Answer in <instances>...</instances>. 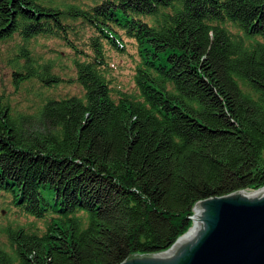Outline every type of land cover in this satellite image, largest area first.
I'll return each mask as SVG.
<instances>
[{"label":"trees","instance_id":"obj_1","mask_svg":"<svg viewBox=\"0 0 264 264\" xmlns=\"http://www.w3.org/2000/svg\"><path fill=\"white\" fill-rule=\"evenodd\" d=\"M48 1L0 0V41L64 38L76 19L100 35L89 59L73 61L82 97L33 114L0 104V196L37 218L58 215L41 234L2 228L0 264L160 253L189 229L197 202L264 187V0ZM108 25L137 38L133 92L106 76ZM20 52L16 85L62 81Z\"/></svg>","mask_w":264,"mask_h":264},{"label":"rangeland","instance_id":"obj_2","mask_svg":"<svg viewBox=\"0 0 264 264\" xmlns=\"http://www.w3.org/2000/svg\"><path fill=\"white\" fill-rule=\"evenodd\" d=\"M50 2L48 0H42ZM60 2L61 0H52ZM101 0H98L100 2ZM84 5L91 4L89 1L82 2ZM79 30L74 36L66 34L64 38L37 37L29 42L24 41L17 33L8 39L0 41V104H6L10 110L16 114H33L48 99H59L70 96L82 97L83 91L75 82V70L73 59L78 57V53L67 45V40L73 41L78 47L81 44L89 43L88 38L93 36V31L86 23L75 25ZM21 48L28 52L29 56L39 64H48L52 67V72L62 78L59 84L46 88L39 79L29 78L18 85L14 82V72H22V60L15 63L16 57L22 56ZM111 56L112 73L115 74V82L112 84L114 90L133 92L132 81L133 64L126 59H120L115 55ZM1 195V193H0ZM0 230L7 225H17L22 228L29 227L38 234L45 231L49 216L43 219L25 216L21 208L9 207L8 203H2L0 199ZM0 241L4 244V249L9 250L8 241L3 233H0Z\"/></svg>","mask_w":264,"mask_h":264},{"label":"water","instance_id":"obj_3","mask_svg":"<svg viewBox=\"0 0 264 264\" xmlns=\"http://www.w3.org/2000/svg\"><path fill=\"white\" fill-rule=\"evenodd\" d=\"M257 190L197 202L188 234L165 251L120 264H264V187Z\"/></svg>","mask_w":264,"mask_h":264},{"label":"bare ground","instance_id":"obj_4","mask_svg":"<svg viewBox=\"0 0 264 264\" xmlns=\"http://www.w3.org/2000/svg\"><path fill=\"white\" fill-rule=\"evenodd\" d=\"M257 191H258V190H255V191H246V193H247V194H249V193H255V192H257ZM196 212H197V208H193V213H192L191 216L195 215ZM194 225H195V219L192 218V220H191V226L189 227V229H188L185 233L188 234V233L193 229ZM185 233H184V234H185ZM182 237H183V236H182Z\"/></svg>","mask_w":264,"mask_h":264}]
</instances>
